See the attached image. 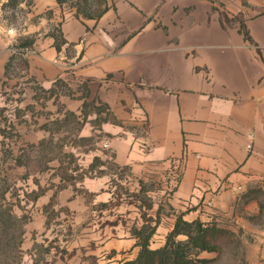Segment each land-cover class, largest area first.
<instances>
[{
  "label": "crops",
  "instance_id": "0c3cea01",
  "mask_svg": "<svg viewBox=\"0 0 264 264\" xmlns=\"http://www.w3.org/2000/svg\"><path fill=\"white\" fill-rule=\"evenodd\" d=\"M212 1L107 0L108 10L92 19L57 0H33L24 28L3 22L0 29V145L15 134L16 141L39 149L50 138L45 127L56 96L51 98L52 88L58 82L81 85L82 94L77 97L73 90L77 99L66 103L67 109L82 108L79 102L87 98L107 107L111 119L101 127L99 146L103 150L108 141L105 151L117 168L167 194L173 213L160 216L168 228L158 225L156 233L167 237L178 215L188 222L232 217L253 239L250 251L264 264V0L241 5L243 28L214 9ZM58 31L67 41L59 49ZM25 40L31 42L27 47ZM19 61L22 73L14 76ZM26 80L48 94L46 125L40 124V111L34 112L42 100L27 95ZM28 111L36 127L32 134L25 132ZM11 153L16 167L25 166L24 145ZM82 186L92 196L91 205L115 201L105 177H88ZM255 189L263 200L258 196L245 204ZM74 191L64 188L59 197L60 207L77 212L79 241L69 245L95 242L98 264L109 252V262L126 250L137 257L132 227L141 228L139 207L119 204L111 226L98 219L88 223L89 204ZM155 191L150 193L156 196ZM51 198L52 193L40 197L34 206L43 207ZM33 215L34 228L41 230L37 236L48 237L47 215ZM27 235L24 252L34 246Z\"/></svg>",
  "mask_w": 264,
  "mask_h": 264
},
{
  "label": "rangeland",
  "instance_id": "374dc122",
  "mask_svg": "<svg viewBox=\"0 0 264 264\" xmlns=\"http://www.w3.org/2000/svg\"><path fill=\"white\" fill-rule=\"evenodd\" d=\"M8 0L5 4L4 22L8 25L22 29L28 23V14L32 11L33 0H17V6L13 7ZM213 0L214 9L221 8L225 15L232 17L227 19L243 28L244 15L240 12L241 5L249 8L247 0ZM68 7L73 6L71 1ZM94 13L93 8L90 9ZM252 14L251 11L248 15ZM47 15V14H46ZM28 37V36H27ZM26 37V39H27ZM26 41V40H25ZM19 70H13L12 75L18 76L22 73L24 64L19 61ZM25 86L31 88L28 96L36 95L41 104L35 105V114L40 111V124L46 125L48 117V103L44 100L48 94L40 89L36 83L26 80ZM51 98V122L46 126V134L50 138L40 142L39 149L28 147L25 142L16 141L15 134H10L9 140L0 145V264H98L100 262L99 248L96 243L90 240L89 246H70L71 242H78L75 238L78 228L76 223V211L67 207H60L59 197L64 188H72L74 192L83 195L86 203L89 204L88 223L98 219L99 224L112 225L118 218L116 211L119 204L124 206L134 205L139 207L140 227L152 224L168 228L167 223H161L160 216H170L172 208L168 205L167 194L157 191L155 184L151 182L144 184L143 181L133 179L125 168H117L111 161L110 155L105 149L99 146L103 134L101 127L104 122L111 119L104 105H99L95 100H87L79 109L68 110L66 103L77 99L71 95L73 90L79 92V86H69L65 82H58L52 88ZM77 94V93H76ZM69 102V103H70ZM45 106V107H44ZM55 106V107H54ZM55 109V116L53 115ZM29 116L31 112L28 111ZM85 114V116H83ZM87 114V115H86ZM88 114L91 118H88ZM25 122V132L32 134L36 130L34 120L30 117ZM34 126V128H30ZM11 133V132H10ZM20 139V138H18ZM17 139V140H18ZM24 145L25 157L22 161L23 167H16L17 163L12 153H18V149ZM101 163H104L102 166ZM105 177L108 180V188L114 193L115 201L106 204L105 207L91 205L92 196L82 189L83 181L86 178ZM156 190V191H155ZM157 192L154 196L150 192ZM52 193L51 202L45 206H34L40 197ZM263 200V196L258 195ZM154 197V198H152ZM102 210V212H101ZM43 212L48 217V226L51 225V233L48 237H39L41 230L34 228V213ZM179 216V215H178ZM177 216V218H178ZM84 219V218H83ZM177 220V219H176ZM127 223V222H126ZM221 224L234 232V236L227 237L221 242V248L217 252H202L195 259L196 264H258V255L251 250L250 243L253 239L246 233L240 223L232 217L222 218ZM157 225V226H158ZM132 227V223H129ZM136 225L132 227L135 229ZM32 235H27L28 232ZM22 232V236H21ZM163 233H156L150 241V248L162 247L166 242ZM11 235L14 236L12 243L8 244ZM27 235L28 239L34 241L31 250L24 252L22 243ZM45 235V234H44ZM182 239V238H181ZM39 241V242H38ZM68 243L66 244V242ZM21 246V247H19ZM84 247V248H83ZM89 254V256H88ZM132 250H126L117 257L118 261H110L112 253H107L103 264H120L122 261L131 259ZM260 256V255H259Z\"/></svg>",
  "mask_w": 264,
  "mask_h": 264
},
{
  "label": "trees",
  "instance_id": "16d2710c",
  "mask_svg": "<svg viewBox=\"0 0 264 264\" xmlns=\"http://www.w3.org/2000/svg\"><path fill=\"white\" fill-rule=\"evenodd\" d=\"M69 1L73 5L70 7L76 10L77 15H83L85 18L98 19L109 8L107 0H57L61 7L67 5ZM17 5V0L12 2L13 7ZM91 8L95 10L94 13H91ZM58 33L56 47L59 49L61 45L67 44V41L62 33L59 31ZM30 44L31 42L26 40L22 46L27 47ZM260 194L262 193L258 189L250 191L244 198L245 204L258 198ZM157 225V222L155 225L148 223L140 229H133L132 235L137 239L136 246L140 247V251L137 257L124 260L120 264H196L195 258L200 253L217 252L224 239L234 236V232L224 227L221 222L215 220L188 222L184 220L183 215H179L172 231L167 235L165 244L161 248L151 249L150 241L156 233ZM13 238L11 235L8 244L12 243Z\"/></svg>",
  "mask_w": 264,
  "mask_h": 264
},
{
  "label": "built area",
  "instance_id": "2783aa9c",
  "mask_svg": "<svg viewBox=\"0 0 264 264\" xmlns=\"http://www.w3.org/2000/svg\"><path fill=\"white\" fill-rule=\"evenodd\" d=\"M8 0H0V29L2 27V24H3V20H4V17H5V4L7 3ZM250 140L252 141L254 139V134H250L249 136ZM105 146L107 148L110 147V144L108 141H106L105 143ZM253 148L252 144L249 145V149L251 150ZM263 183H264V179H263Z\"/></svg>",
  "mask_w": 264,
  "mask_h": 264
}]
</instances>
